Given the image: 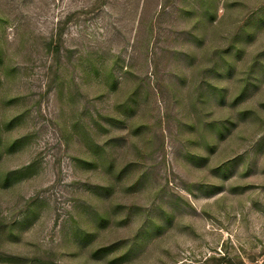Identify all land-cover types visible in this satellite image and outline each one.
I'll use <instances>...</instances> for the list:
<instances>
[{"label": "rangeland", "instance_id": "374dc122", "mask_svg": "<svg viewBox=\"0 0 264 264\" xmlns=\"http://www.w3.org/2000/svg\"><path fill=\"white\" fill-rule=\"evenodd\" d=\"M0 264H264V0H0Z\"/></svg>", "mask_w": 264, "mask_h": 264}]
</instances>
